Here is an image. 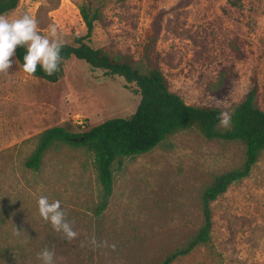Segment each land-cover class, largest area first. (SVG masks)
Instances as JSON below:
<instances>
[{"label":"rangeland","instance_id":"rangeland-1","mask_svg":"<svg viewBox=\"0 0 264 264\" xmlns=\"http://www.w3.org/2000/svg\"><path fill=\"white\" fill-rule=\"evenodd\" d=\"M80 3L102 12L86 40L90 46L157 66L186 104L216 106L229 118L256 86L264 110V0H19L0 16L29 15L39 34L74 44L86 32ZM124 85L122 77L76 57L65 61L55 82L24 73L18 61L0 73V264H41L44 248L53 252V264H160L201 226L202 191L216 175L242 165L240 141L207 138L192 127L115 161L112 194L99 214L102 190L87 147L54 142L38 170L25 167L37 140H24L48 127L79 133L129 116L139 94ZM41 195L61 201L75 238L39 216ZM211 210L208 242L171 264H264V151Z\"/></svg>","mask_w":264,"mask_h":264},{"label":"trees","instance_id":"trees-1","mask_svg":"<svg viewBox=\"0 0 264 264\" xmlns=\"http://www.w3.org/2000/svg\"><path fill=\"white\" fill-rule=\"evenodd\" d=\"M18 1L0 0V15L14 9ZM78 10L85 25V35L76 38L74 44L60 43V60L53 75H47L38 66L36 73L31 76L55 82L63 75L65 61L76 57L92 68L103 70L107 76L122 77L126 88H131L129 84H133L132 90L139 94L138 104L127 117L109 118L79 133H72L56 125L26 138L24 141L34 138L37 143L25 159V167L38 170L44 151L54 142L87 147L93 154L96 176L102 190L101 199L95 209L96 214H99L107 207L112 194L113 163H120L123 157L151 150L169 134L195 127L207 138L236 140L244 145L242 165L216 175L203 189V222L183 246L166 255L160 263L171 264L196 246L208 242L212 229L211 202L225 192L231 183L247 176L264 151V110L256 104V86L233 108L229 126L224 128L220 123L222 112L218 107L186 104L178 94L169 89L164 74L157 66L145 68L123 56L110 55L103 48L90 46L86 40L91 37L95 22L101 20L102 12L99 7L89 3H80ZM25 51L26 48L22 46L15 50L19 65H22ZM80 136L83 138L79 142L72 139ZM2 212L0 210V222L4 220Z\"/></svg>","mask_w":264,"mask_h":264},{"label":"clouds","instance_id":"clouds-1","mask_svg":"<svg viewBox=\"0 0 264 264\" xmlns=\"http://www.w3.org/2000/svg\"><path fill=\"white\" fill-rule=\"evenodd\" d=\"M37 22L29 15L9 20L0 16V73H7L18 60H14L17 47H24L23 62L20 67L28 75L36 73L37 67L51 76L58 69L60 50L62 45L37 32ZM51 36H56L55 25L50 26ZM220 123L224 126L229 124L227 113L220 114ZM39 216L49 222L57 232H62L66 239H73L77 232L72 229L65 219V212L59 199L49 200L41 195L36 201ZM53 252L44 248L38 254L41 264H53Z\"/></svg>","mask_w":264,"mask_h":264},{"label":"built area","instance_id":"built-area-1","mask_svg":"<svg viewBox=\"0 0 264 264\" xmlns=\"http://www.w3.org/2000/svg\"><path fill=\"white\" fill-rule=\"evenodd\" d=\"M75 121L80 124L83 125L84 124V119H82V117H80V115H75Z\"/></svg>","mask_w":264,"mask_h":264},{"label":"water","instance_id":"water-1","mask_svg":"<svg viewBox=\"0 0 264 264\" xmlns=\"http://www.w3.org/2000/svg\"><path fill=\"white\" fill-rule=\"evenodd\" d=\"M82 136H80V137H75V138H72L74 141H76V142H79V141H81L82 140Z\"/></svg>","mask_w":264,"mask_h":264}]
</instances>
